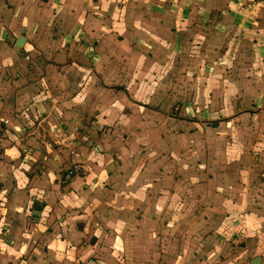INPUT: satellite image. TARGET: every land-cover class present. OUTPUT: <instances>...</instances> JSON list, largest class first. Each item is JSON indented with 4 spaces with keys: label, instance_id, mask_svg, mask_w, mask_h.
<instances>
[{
    "label": "crops",
    "instance_id": "crops-1",
    "mask_svg": "<svg viewBox=\"0 0 264 264\" xmlns=\"http://www.w3.org/2000/svg\"><path fill=\"white\" fill-rule=\"evenodd\" d=\"M77 1L84 3L78 13ZM194 3L205 9L196 13L183 0L169 11L175 32L166 45L163 33L145 26L155 16L137 8L142 0H0V264H24V254L33 253L37 264H251L258 257L264 264L262 252L236 251L223 230L250 205L240 204L233 178L217 193L205 175L218 173V165L199 171L200 163L177 157L175 148L167 160L158 154L135 162L140 146L123 151L104 139L112 131L97 134L131 116L129 108H147L135 96L140 88L152 94L142 80L148 69L138 67L148 57L144 44L154 52L148 63L161 65L155 56L167 54L172 64L178 37L190 36L186 62L200 67L203 45L213 49L242 33L264 38V0ZM196 20L203 25L194 31ZM96 42L101 57L92 51ZM200 180L206 182L195 186ZM189 184L212 206H193Z\"/></svg>",
    "mask_w": 264,
    "mask_h": 264
},
{
    "label": "rangeland",
    "instance_id": "rangeland-1",
    "mask_svg": "<svg viewBox=\"0 0 264 264\" xmlns=\"http://www.w3.org/2000/svg\"><path fill=\"white\" fill-rule=\"evenodd\" d=\"M191 1L194 12H198L197 8L205 9L204 4L199 6L194 0ZM179 2L183 0H142V4L137 6L140 10L143 8L145 12L154 14L155 18H146L145 26L169 38V40L161 38L166 45V42H172L174 37L170 32H175L173 29L170 30L171 22H167L168 13L175 8V3ZM75 4L77 7L74 6V9L77 13L83 10L80 6L84 3L77 1ZM154 4L157 7H154ZM55 9L53 7V13ZM180 12L184 13L183 10ZM210 16H215V13ZM179 18L180 16H176V20ZM193 22L191 28L194 31L203 25L197 20ZM141 23L143 28L148 30L144 27V20ZM175 24L178 25L179 22ZM242 24L247 25V22H238V26ZM224 25L229 26L225 23ZM189 37L184 38L183 35L178 37L179 50H176V60H173L172 64H169L167 54L155 56V61L161 62V65L148 63L154 52L148 44L143 45L144 54L148 57L145 59L142 57L138 67H144L145 71L148 69L145 74L149 72V79L142 77V80L145 82L144 89L152 88V94L140 88L135 96L141 99L139 101L147 105V108H140L138 114L131 113V110L137 108H129L128 113L132 115L128 118L122 116L116 118L112 125L97 128L98 137L101 132L108 133L110 130L111 136L108 135L104 139L112 146L123 151L131 149L134 145L140 146L133 156L135 162L136 159L150 160L158 154L160 158L167 160L169 152L175 148L177 157H180L181 153V157H185L188 163H200L195 166L199 171H205L206 165H218L219 172L211 169L206 175L204 173L205 178H210L214 185L217 184L215 187L217 193L222 192L221 181L224 185L231 186L232 178L235 179L241 191L240 204L250 205V209L244 208L247 210H240L232 217L230 215L223 224V230L228 237H234L232 239L238 246L236 251L264 254V69L260 68L264 63V38L244 36L242 33V36L236 38L233 36V39H221L213 49H207L203 45L198 59H202L201 64L206 65L197 67L198 64L191 65L186 62L188 57L185 50L187 53L189 51L186 41ZM193 41L191 38V42ZM98 46V42L91 44L93 53L100 54L98 56L101 57L103 49ZM158 47L162 49L160 44ZM171 48L174 49L173 45ZM168 50L169 48L166 52ZM104 98L103 100L108 101L109 95H105ZM157 133H160L158 139ZM156 142L162 143L164 150L158 152L153 150ZM132 153L134 151H130L125 157H130ZM191 158L193 160H190ZM135 162L132 160V165L129 163L126 165L133 169ZM220 173L225 176H220ZM225 177L229 181L225 182ZM203 182L206 181L195 182V186L199 184L197 186L199 187ZM189 187V191L194 195L191 197L193 206H201L203 209L212 206V199L205 202L204 199L196 197L201 195L200 191L194 192L195 187L190 184ZM247 196L251 204L245 202ZM247 223L250 229L247 228ZM256 228L260 229L254 231ZM36 256L34 253L30 256L24 254L22 258L24 264H37ZM39 260L41 263L38 264H50L43 258Z\"/></svg>",
    "mask_w": 264,
    "mask_h": 264
},
{
    "label": "water",
    "instance_id": "water-1",
    "mask_svg": "<svg viewBox=\"0 0 264 264\" xmlns=\"http://www.w3.org/2000/svg\"><path fill=\"white\" fill-rule=\"evenodd\" d=\"M24 43H25V38L21 37L19 41L17 42V47L23 48ZM260 262H261V258L258 257L254 259L251 264H259Z\"/></svg>",
    "mask_w": 264,
    "mask_h": 264
}]
</instances>
